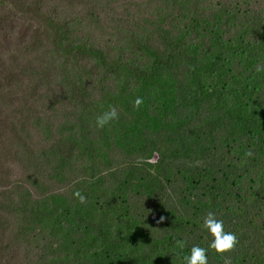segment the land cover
Instances as JSON below:
<instances>
[{
  "label": "trees",
  "instance_id": "1",
  "mask_svg": "<svg viewBox=\"0 0 264 264\" xmlns=\"http://www.w3.org/2000/svg\"><path fill=\"white\" fill-rule=\"evenodd\" d=\"M62 1L83 4L90 12L100 0ZM101 1L111 8L114 2H124ZM165 1V6L143 14L136 29H119V37L127 42L112 45L99 37L107 30L99 11L94 13L96 20L92 23L98 32L87 31L80 27L78 17L60 15L58 8L48 7L46 0H13L14 8L27 15L19 29V41L25 43L26 51L42 48L43 55L35 65L20 63L15 57L7 62L0 54V99L10 93L1 87L11 86L21 76L28 80L27 93L32 91L27 100L24 94L25 102L14 106V112L23 107L18 116L10 113L8 120L0 116L1 187L8 184L12 163L26 168L34 161L41 169L56 159L57 166L59 163L66 168L74 158L87 155L91 163L101 164L113 145H122L120 140L134 144L142 135L141 126L160 131L170 125L163 122L168 115L177 122L193 119L203 105L215 112L224 105L226 115L240 124L264 123V71H256L257 66L264 68V10L241 9L238 5L228 8L215 0L209 6H203L201 0ZM1 16V37L7 39L18 22L7 13ZM237 65L244 69L243 74L234 71ZM39 84L45 86L40 96ZM137 97L143 98L139 109L133 107ZM32 99L36 102H30ZM41 99L53 102L45 104ZM154 102L160 115L153 117ZM5 103L0 102V115ZM110 106L116 107L119 118L98 129L96 117ZM38 107L47 114L45 117ZM49 108L63 116L55 132ZM30 123L42 130L45 140L51 141L42 152H34ZM177 125L171 124L173 128ZM123 130L128 132L124 134ZM159 152L151 160L158 162ZM167 153L176 152L169 148L164 152ZM55 174L56 178L65 177L63 172ZM39 182L34 181L33 188L18 183L15 188L0 189V264L7 259L8 245L2 246L7 241L17 242L11 261L6 264H25L20 258L24 252L22 244L36 249L46 238L60 234L65 237L62 246L51 244L46 250L52 248L62 256H47L46 264H149L154 251L160 254L151 247L145 249L144 255L140 253V246L145 247L137 241L139 233H143L142 226L131 218L129 224L115 223L116 215L107 227L113 233L121 232L122 240L105 246L96 235L92 236L87 223H76L74 214L73 218L71 214H58L61 202H66L63 196L38 191L35 197ZM94 206L95 201L89 200L72 208L83 211L84 219L92 217ZM129 226L131 231L126 238L123 229ZM76 231L82 236L77 232L75 237ZM240 239L239 249L243 250ZM55 251L51 255H56ZM236 257V264H264V259L254 254ZM165 259L161 258V264Z\"/></svg>",
  "mask_w": 264,
  "mask_h": 264
},
{
  "label": "rangeland",
  "instance_id": "2",
  "mask_svg": "<svg viewBox=\"0 0 264 264\" xmlns=\"http://www.w3.org/2000/svg\"><path fill=\"white\" fill-rule=\"evenodd\" d=\"M122 1L124 2H114L112 8L106 6L108 3L105 1H96L95 10L90 12L83 4L77 2L46 0V3L48 7H57L60 15L78 17L81 21L80 27L87 31L98 32L92 23L96 20L94 13L99 11L107 28L99 37L104 42L119 45V42H127L126 39L119 37V29L125 31L136 29L143 14L165 6L166 2ZM201 1L203 6L213 3L211 0ZM215 2H220V6L226 5L228 8H235L238 5L241 9L264 10V0H215ZM2 13L16 19L18 24L9 32L7 39H3L0 33L1 57L7 62L15 57L20 63L34 62L38 65L43 49L26 51L25 43L18 39L19 29L27 15L14 8L13 0H0V21L3 19ZM241 68L237 65L234 71L243 74L244 69ZM27 83L28 80L21 76L19 81L13 82L11 86L1 87L3 92L10 90L8 95L0 99V102H7L1 112V118L8 120L10 113L15 117L19 111L23 112V107L14 112L16 108L14 106H17V102H25L32 94V91L27 93ZM39 89L40 96L45 86L40 85ZM24 94L26 100L23 99ZM102 94L98 92V96ZM41 101L49 104L53 99ZM30 102H36V99ZM155 106L156 102L151 105L153 117L160 115V110ZM223 106L215 112L210 106L203 105L199 114H194L195 118L179 122L168 115L163 122L170 125L157 132L141 126L142 135L136 138L134 144L120 140L122 145L120 147L113 145V148L108 150V157L101 164L91 163L87 155L74 158L66 168L59 163L57 166L56 159L44 164L41 169L36 167L34 161L26 168L12 163L9 167L12 171L7 180L8 184L5 187L0 186V189L9 190L17 187L18 183L33 188L32 183L40 181L34 196L38 197V191L63 196L66 202H61L58 214L62 216L71 214L72 218L75 215L76 223H87L92 236L96 235L99 242L105 246L117 244L122 240L119 237L121 232L113 233L107 227L115 215L117 216L115 223L118 224H123L124 221L131 223L129 218L136 220L143 230V233H139L137 241L145 246L143 248L140 246V253L144 255L147 247L160 251V254L153 252L149 264H161L163 261L161 258H166L164 264H172L175 260L178 264H186L183 258L190 255L193 246L207 250L208 264H224L225 256H230L232 264H236V256L239 254L243 257L245 254L247 257L254 254L264 259V123L254 121L240 124L236 122V118L226 115ZM50 110V119L55 122L53 127L55 132L63 116L59 115L58 111ZM43 111L41 110V116L45 117L47 114ZM24 116L25 113L22 120ZM175 123H179L177 128L171 126ZM28 127L34 152H42L46 146H50L51 141L45 140L40 128L34 127L31 123ZM123 132L126 134L128 130ZM136 143L141 145L136 146ZM169 148H174L176 153L164 154ZM248 150L253 152L252 157H245ZM156 151H160L161 155L158 162L151 160ZM51 158L55 156L51 155ZM56 171L63 172L65 177L56 178ZM47 174L50 175L45 177ZM77 190L86 197V202L95 201V211L91 218H84L86 221L83 219V211L79 212L72 208L80 203L73 196ZM210 211L215 213L218 220L224 222L225 231L241 238L243 250L239 249L240 243L232 252L223 255L209 249L213 238L202 224L203 218ZM161 216L165 217L164 221L157 223ZM26 218H29V215ZM1 230L0 227V236ZM130 231V226L123 229L126 238L129 237ZM77 232L79 231H76L74 236ZM79 236H82L80 232ZM64 241V235L60 234L50 239L46 238L36 249L22 244L24 252L20 258L25 264H46L47 256L50 259L62 256L61 252L52 248L46 250L47 246L51 244L62 246ZM178 241L184 242L183 248L178 246ZM16 242L7 241L2 245H8L4 264L11 261L9 258L13 254ZM54 251L56 255L53 256L51 253Z\"/></svg>",
  "mask_w": 264,
  "mask_h": 264
},
{
  "label": "clouds",
  "instance_id": "3",
  "mask_svg": "<svg viewBox=\"0 0 264 264\" xmlns=\"http://www.w3.org/2000/svg\"><path fill=\"white\" fill-rule=\"evenodd\" d=\"M257 72L264 71V68L257 66ZM143 104V98L137 97L133 102V107L139 109ZM119 118V113L115 106H110L108 110L102 112L95 119V126L98 129L104 128L106 125L110 124L112 121ZM253 152L248 150L245 152V157H252ZM73 196L78 199V201L83 204L86 202V197L77 190L73 193ZM165 217L161 216L157 223H162ZM202 227L207 229V231L212 236V242L209 245V249L215 251L219 255L232 252L237 244L238 238L236 234L232 232H227L224 229V222L216 218L215 213L208 212L203 218ZM178 246L180 248L184 247L183 241H178ZM184 261L186 264H208L207 250L200 246H193L190 251V255L185 256ZM224 264H232L230 256L224 257Z\"/></svg>",
  "mask_w": 264,
  "mask_h": 264
}]
</instances>
